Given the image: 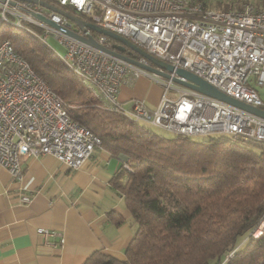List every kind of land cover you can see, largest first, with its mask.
Listing matches in <instances>:
<instances>
[{
	"label": "built area",
	"instance_id": "1",
	"mask_svg": "<svg viewBox=\"0 0 264 264\" xmlns=\"http://www.w3.org/2000/svg\"><path fill=\"white\" fill-rule=\"evenodd\" d=\"M46 1L70 6L91 18L85 20L127 37L176 67L190 70L222 92L264 107L256 88L264 86V8L252 2L242 3L239 9L218 10L199 0ZM33 12L74 29V22L63 14L22 0L14 4L0 0V26L6 22L24 27L46 44L48 36L54 35L65 48L64 53L57 52L61 61L90 88L100 107L176 134H228L245 141H264L263 116L93 47L35 17ZM81 33L93 35L107 47L114 43L91 29ZM133 57L149 63L136 53ZM141 75L165 88L153 109L143 99H135L129 108L119 99L121 86ZM97 147L102 148L101 138L70 115L61 97L9 39L2 40L0 165L18 179L25 156L52 154L76 170ZM124 168L129 170L130 166L126 163ZM21 199L28 202L31 197L23 195ZM263 230L264 218L251 235L257 238ZM37 232L45 238L58 234L49 228H38Z\"/></svg>",
	"mask_w": 264,
	"mask_h": 264
},
{
	"label": "trees",
	"instance_id": "2",
	"mask_svg": "<svg viewBox=\"0 0 264 264\" xmlns=\"http://www.w3.org/2000/svg\"><path fill=\"white\" fill-rule=\"evenodd\" d=\"M199 1L218 10L239 9L246 1L264 8V0ZM5 39L70 115L101 138L103 148L128 158L130 169L123 165L112 180L136 223L125 257L96 250L82 264H264V230L257 238L251 235L264 218V141L228 134L166 137L100 107L58 53L26 28L4 22L0 42Z\"/></svg>",
	"mask_w": 264,
	"mask_h": 264
},
{
	"label": "crops",
	"instance_id": "3",
	"mask_svg": "<svg viewBox=\"0 0 264 264\" xmlns=\"http://www.w3.org/2000/svg\"><path fill=\"white\" fill-rule=\"evenodd\" d=\"M162 94L141 75L121 86L119 99L128 108L143 99L153 109ZM127 161L97 147L76 170L52 154L25 156L18 179L0 165V264H82L96 250L124 258L136 223L112 180ZM38 228L60 235L45 238Z\"/></svg>",
	"mask_w": 264,
	"mask_h": 264
},
{
	"label": "water",
	"instance_id": "4",
	"mask_svg": "<svg viewBox=\"0 0 264 264\" xmlns=\"http://www.w3.org/2000/svg\"><path fill=\"white\" fill-rule=\"evenodd\" d=\"M2 1H6V0H2ZM22 1H29L40 4L49 10L59 12L64 16H66L67 18L71 19L76 25V28L74 29H68L63 25L54 22L47 16L33 12V15L35 17L56 27L57 29H60L61 31L71 35L72 37L80 41H83L93 47H96L102 51H105L117 57L128 60L148 71L157 73L164 78L167 79L172 78V80L178 84L184 85L201 93L227 101L229 103H232L234 105H237L239 107H242L248 111H251L253 113H256L264 117V107L253 106L249 103H246L240 99H237L233 96H230L222 92L217 87L206 81L204 78L198 76L197 74L191 72L190 70L182 67H176L170 62L156 57L155 55L149 53L145 49L135 44L133 41L129 40L127 37L115 31L104 28L96 23L87 21L78 15L66 11L65 9L59 6L51 4L46 0H22ZM9 2L11 4H14L15 0H9ZM88 29L106 35L110 39L114 40V43L112 44L111 47H107L104 44L100 43L93 35L90 34L84 35L81 33V32H86ZM134 53L145 57L149 63H144L136 59L135 57H133Z\"/></svg>",
	"mask_w": 264,
	"mask_h": 264
},
{
	"label": "rangeland",
	"instance_id": "5",
	"mask_svg": "<svg viewBox=\"0 0 264 264\" xmlns=\"http://www.w3.org/2000/svg\"><path fill=\"white\" fill-rule=\"evenodd\" d=\"M249 2V1H246ZM73 27L76 28L75 23L73 24ZM42 41V40H41ZM47 44L54 50H56V52L58 53H64L65 52V48L62 45V43L52 34H50L47 38ZM258 92L260 93V95L264 98V86L261 85H257L256 86ZM165 88L162 86V93H164ZM169 95L171 96H176L175 94H173V92H170ZM142 125H149L150 127H152L157 133L164 135L166 137H171L173 135V133L171 131L165 130L161 127H158L156 125H151L145 122H141ZM205 137V135L203 134H194L192 135V138L195 140H201ZM247 236H241L239 239V245H241L242 243L244 244V240Z\"/></svg>",
	"mask_w": 264,
	"mask_h": 264
}]
</instances>
